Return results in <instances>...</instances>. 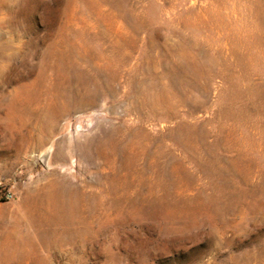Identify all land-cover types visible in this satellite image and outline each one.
Listing matches in <instances>:
<instances>
[{
	"label": "rangeland",
	"instance_id": "obj_1",
	"mask_svg": "<svg viewBox=\"0 0 264 264\" xmlns=\"http://www.w3.org/2000/svg\"><path fill=\"white\" fill-rule=\"evenodd\" d=\"M0 264H264V0H0Z\"/></svg>",
	"mask_w": 264,
	"mask_h": 264
},
{
	"label": "built area",
	"instance_id": "obj_2",
	"mask_svg": "<svg viewBox=\"0 0 264 264\" xmlns=\"http://www.w3.org/2000/svg\"><path fill=\"white\" fill-rule=\"evenodd\" d=\"M3 194L6 200H11L15 197V192L10 186L7 188H4Z\"/></svg>",
	"mask_w": 264,
	"mask_h": 264
},
{
	"label": "water",
	"instance_id": "obj_3",
	"mask_svg": "<svg viewBox=\"0 0 264 264\" xmlns=\"http://www.w3.org/2000/svg\"><path fill=\"white\" fill-rule=\"evenodd\" d=\"M41 161H42L43 163H45L46 160H45V158H42Z\"/></svg>",
	"mask_w": 264,
	"mask_h": 264
}]
</instances>
